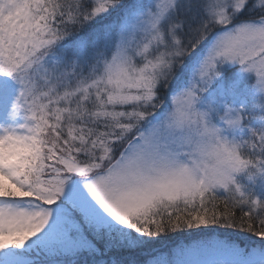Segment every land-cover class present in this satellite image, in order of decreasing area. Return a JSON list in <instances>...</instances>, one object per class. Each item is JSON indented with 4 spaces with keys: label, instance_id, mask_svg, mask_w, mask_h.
Returning a JSON list of instances; mask_svg holds the SVG:
<instances>
[{
    "label": "snow or ice",
    "instance_id": "snow-or-ice-1",
    "mask_svg": "<svg viewBox=\"0 0 264 264\" xmlns=\"http://www.w3.org/2000/svg\"><path fill=\"white\" fill-rule=\"evenodd\" d=\"M0 264H264V0H0Z\"/></svg>",
    "mask_w": 264,
    "mask_h": 264
},
{
    "label": "trees",
    "instance_id": "trees-1",
    "mask_svg": "<svg viewBox=\"0 0 264 264\" xmlns=\"http://www.w3.org/2000/svg\"><path fill=\"white\" fill-rule=\"evenodd\" d=\"M197 238H207V234H201L197 236H188L186 233L185 234H177L173 233L171 234V239H167L164 244L159 245L158 247L161 249V251L165 252L169 249H173L177 247L178 245L181 244H188Z\"/></svg>",
    "mask_w": 264,
    "mask_h": 264
},
{
    "label": "rangeland",
    "instance_id": "rangeland-1",
    "mask_svg": "<svg viewBox=\"0 0 264 264\" xmlns=\"http://www.w3.org/2000/svg\"><path fill=\"white\" fill-rule=\"evenodd\" d=\"M198 239H204V238H197L196 240H198ZM190 243H188V244H190ZM175 248H177V247H175ZM175 248H173V249H175ZM169 250H172V249H169ZM169 250L165 251V253H167Z\"/></svg>",
    "mask_w": 264,
    "mask_h": 264
}]
</instances>
